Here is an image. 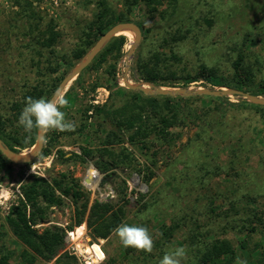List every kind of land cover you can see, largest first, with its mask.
I'll list each match as a JSON object with an SVG mask.
<instances>
[{"label":"rangeland","instance_id":"374dc122","mask_svg":"<svg viewBox=\"0 0 264 264\" xmlns=\"http://www.w3.org/2000/svg\"><path fill=\"white\" fill-rule=\"evenodd\" d=\"M98 1L0 0V131L4 142L17 144L18 151H30L37 138L38 129L25 132L18 125L27 94L40 91L39 98L50 99L102 36L93 41V34L91 45L85 44L83 31L94 20ZM106 1L108 15L114 13L115 22L122 21L128 13L124 0ZM174 2L162 0L148 17L132 10L128 16L144 22V27L130 59L126 54L135 34L122 31L118 35L126 40L120 55L107 48L110 39L67 84L57 101L66 100L61 110L74 127L45 130L41 151L46 154L22 164L2 159L0 151V264H86L72 248L76 245L92 256L88 264H158L175 247L185 249L181 264H194L217 240L231 244L246 264H264V107L232 94L222 96L225 99L177 95L166 102L162 96L169 95L132 90L123 81L129 62L127 75L133 83L170 89L236 88L202 76L201 65L232 77L242 53L243 69L250 71L256 90L264 85V0ZM48 29L57 34L54 49L41 45L50 35ZM78 47L85 49L82 56L74 54ZM139 55L150 58L152 65L157 62L159 84L140 75ZM169 72L179 80L163 79ZM148 96L157 100L129 127V114L139 110L133 103L148 104ZM162 117H170L172 126L166 129ZM34 176L46 178L60 199L48 206L38 198L44 215L35 211L33 220L40 232L50 228L62 235L50 259L34 254L5 222L10 208L25 199L23 187ZM83 180L92 189L100 182L93 191ZM74 191L80 192L77 199ZM87 198L89 206L96 200L113 209L122 207L118 225L146 227L153 237L152 251L125 248L114 230L107 237L98 236L88 226L87 215L79 225L78 211ZM79 226L84 228L80 235ZM87 246L92 254L84 250ZM224 256L202 264H237V258L234 263L231 255Z\"/></svg>","mask_w":264,"mask_h":264},{"label":"trees","instance_id":"16d2710c","mask_svg":"<svg viewBox=\"0 0 264 264\" xmlns=\"http://www.w3.org/2000/svg\"><path fill=\"white\" fill-rule=\"evenodd\" d=\"M173 4H175L174 1L171 0ZM162 0H124V3L127 4V14L125 15V18L122 21H134L138 23V25L143 28L144 22L140 20H135L132 17H129L128 14L132 12L134 15L137 13L139 17H148L152 16V14L157 11L158 5L161 4ZM98 12H96L94 20L87 26V28L84 29V38H85V44L87 46L91 45L92 35L94 34L95 38H99V35H103L110 27L115 25L118 22H115L114 13L109 14L110 8L107 4L106 0H99L98 1ZM132 14V15H133ZM121 22V21H119ZM108 28V29H106ZM106 29V30H105ZM50 32V35L48 37L42 38L41 45L44 47H51L54 49V43L57 39V34L54 32V30L48 29ZM126 37L125 35H118L114 36L110 42L107 45V48L109 50H116L117 55H120L122 53V47L125 43ZM85 53V49H81L78 47L74 54L76 56H82ZM93 59L95 60L98 55ZM139 59L137 60V67L138 72L140 75L145 78L146 80L153 81L157 83V79H160L161 77V71L157 67V62H154L153 65L150 64V58L144 59L141 58L142 56L139 55ZM159 52L157 51L155 53V57L158 59ZM156 59V60H157ZM244 63V54L240 53L238 56V59L234 63V74L232 77L224 75L221 71H219L214 66H208V65H201V75L204 77H207L208 79L212 80L215 84L222 85V86H234L238 89H242L247 92L254 93L256 95H261L262 92H264V85H260L257 87L256 90H253V79L251 77L249 70H244L243 65ZM252 73V72H251ZM169 77L162 76L163 79L167 78L172 81H178L179 77L174 72H169ZM194 80V79H193ZM159 84V83H157ZM115 87L121 88L120 85L116 83ZM27 94V97H31L33 99H37L40 97V91L32 92ZM137 95H142V92L135 93ZM143 97V96H142ZM166 102L167 100H172L174 97H168V96H162ZM144 98V97H143ZM142 98V99H143ZM214 98V96H213ZM219 98V97H216ZM148 104H143V102H140L138 104L133 103L134 106H138L139 110L136 112L130 113V122L127 125L129 127L134 126L135 122L137 120H142V116H145V114H148V107L153 105V102H155L157 99L152 96H148L145 98ZM145 99H143L145 101ZM222 99H225L222 97ZM26 102V100H25ZM254 107H264V105L259 104H251ZM125 110V108H122ZM122 109H119L118 112H122ZM146 110V111H145ZM151 111H156L151 109ZM145 113V114H144ZM127 120V119H126ZM161 123H163V126L168 129L170 126H172V122L170 121V117H162ZM86 124H83V127H85ZM156 126H153L155 128ZM140 132V130L137 131V133ZM167 133H171L170 130L166 131ZM149 133V131H147ZM145 134V132L143 133ZM0 137L3 139L4 135L0 131ZM6 144L14 149L17 150L15 147L17 144L7 142L5 140ZM18 142V145L24 146L25 142ZM18 151V150H17ZM42 154H46V151H41ZM2 159H5L4 155H1ZM24 190V196L25 199H21L20 203L17 205H13L8 214L5 216V222L10 227L12 232L15 234V236L29 249H31L34 254H39L41 256H44L46 259L52 258L56 254V250L58 245L61 243L62 235L58 230L50 228H45L42 232H40L38 229L34 227V215L35 211H38L39 216L43 217V207L39 206L37 199L42 198L43 201L48 205H54L59 203V198L56 196L54 189L52 188L51 184L47 181L44 177L34 176V179L32 182L26 185V187H23ZM68 192V191H66ZM74 199H77L80 196V192L74 191L73 192ZM30 206V207H29ZM29 207V209H28ZM31 207H35V210L30 209ZM113 205L108 203H100L98 201H94L89 206V200L88 198L82 203V206H80V211H78L77 216V223L79 220H81V223L79 225L85 224V220H82L87 215V224L90 228L95 229L98 236L101 237H107L120 223L121 217L124 213L122 207H118L117 209H113ZM29 211V212H28ZM36 216V215H35ZM37 220V218L35 217ZM224 255H231L234 259V263L237 258V253L235 251V248L231 246L226 240H217L215 241L210 247L205 248L202 255L199 257V260L196 261L194 264H202V262H209L212 258H223ZM220 264H226V261Z\"/></svg>","mask_w":264,"mask_h":264},{"label":"water","instance_id":"95a60500","mask_svg":"<svg viewBox=\"0 0 264 264\" xmlns=\"http://www.w3.org/2000/svg\"><path fill=\"white\" fill-rule=\"evenodd\" d=\"M130 30L135 34V38L131 43V46L126 54L127 60L130 59L131 54L134 48L139 44L142 38V28L138 23L134 21H121L110 27L93 45V47L86 53V55L73 67L71 72L65 76L62 81L59 83L57 89L51 96L49 100L57 101L65 90L67 84L77 75L80 74L96 57L100 50L105 46V44L112 39L114 36H117L120 32ZM129 62L127 63L126 73L123 77L125 86L132 90H139L146 94L150 95H169V96H192V95H211L216 97H222L226 95H239L244 96L246 100L259 105H264V97L256 95L251 92L244 91L237 88H228L223 89H212L208 87H180V88H165V87H152L147 86L144 83H133L128 79L127 71L129 70ZM44 133L45 129H38L37 138L32 149L25 153L14 150L10 148L4 140L0 137V151L4 156L14 163H29L32 162L40 153L44 144Z\"/></svg>","mask_w":264,"mask_h":264},{"label":"clouds","instance_id":"9594fccd","mask_svg":"<svg viewBox=\"0 0 264 264\" xmlns=\"http://www.w3.org/2000/svg\"><path fill=\"white\" fill-rule=\"evenodd\" d=\"M66 100L53 101L45 98H26L19 118L18 125L22 126L25 132H31L34 128L45 130H71L74 125L65 120V113L61 108ZM116 237L125 247H133L137 250L151 252L153 248V237L149 230L140 225L122 223L114 229ZM183 247H175L166 251L158 264H181L185 256ZM237 264H246V261L237 258Z\"/></svg>","mask_w":264,"mask_h":264},{"label":"bare ground","instance_id":"6f19581e","mask_svg":"<svg viewBox=\"0 0 264 264\" xmlns=\"http://www.w3.org/2000/svg\"><path fill=\"white\" fill-rule=\"evenodd\" d=\"M127 33H130V34H132V31H130V30H125ZM29 150H27L25 153H27ZM5 192V191H4ZM83 231H84V228H82V227H78V229H77V234L78 235H80V234H83ZM94 248V247H93ZM84 250L88 253V254H92V249L90 248V247H85L84 248ZM95 253H97L99 256H102L101 255V251L98 249V248H96L95 247ZM88 258H89V260L92 262V256H88Z\"/></svg>","mask_w":264,"mask_h":264},{"label":"built area","instance_id":"2783aa9c","mask_svg":"<svg viewBox=\"0 0 264 264\" xmlns=\"http://www.w3.org/2000/svg\"><path fill=\"white\" fill-rule=\"evenodd\" d=\"M99 182H100V180L95 184V186L93 187V189L90 187V186H88L87 184H86V181H84L83 180V184L88 188V189H90V190H93V191H95L97 188H98V184H99ZM69 233V232H68ZM71 234V233H70ZM69 235V234H68ZM72 236H73V234H72ZM68 238V237H67ZM69 239V238H68ZM83 245H85V244H83ZM72 248H76V249H78V251L80 252V256H81V254L84 256V262L86 263V264H88L89 262H90V260H89V258H88V256H87V254L85 253V252H83L82 251V249H80V248H78V245H76V247H74V246H72ZM79 254V253H78ZM103 260V259H102ZM101 260V261H102ZM91 263V262H90Z\"/></svg>","mask_w":264,"mask_h":264},{"label":"flooded vegetation","instance_id":"af4514ba","mask_svg":"<svg viewBox=\"0 0 264 264\" xmlns=\"http://www.w3.org/2000/svg\"><path fill=\"white\" fill-rule=\"evenodd\" d=\"M54 54V53H53ZM80 117H81V115H80Z\"/></svg>","mask_w":264,"mask_h":264}]
</instances>
